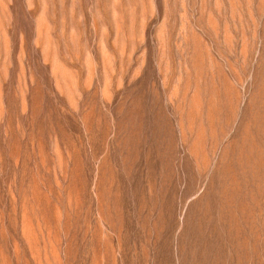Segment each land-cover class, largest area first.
Here are the masks:
<instances>
[{
    "label": "rangeland",
    "instance_id": "obj_1",
    "mask_svg": "<svg viewBox=\"0 0 264 264\" xmlns=\"http://www.w3.org/2000/svg\"><path fill=\"white\" fill-rule=\"evenodd\" d=\"M0 264H264V0H0Z\"/></svg>",
    "mask_w": 264,
    "mask_h": 264
},
{
    "label": "bare ground",
    "instance_id": "obj_2",
    "mask_svg": "<svg viewBox=\"0 0 264 264\" xmlns=\"http://www.w3.org/2000/svg\"><path fill=\"white\" fill-rule=\"evenodd\" d=\"M137 162V161H136ZM135 165H136V163H135Z\"/></svg>",
    "mask_w": 264,
    "mask_h": 264
}]
</instances>
